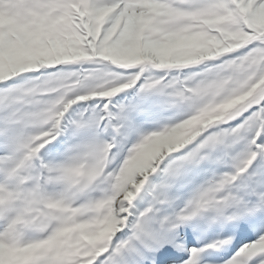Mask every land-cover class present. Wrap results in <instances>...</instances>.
Wrapping results in <instances>:
<instances>
[{
    "label": "snow or ice",
    "instance_id": "1",
    "mask_svg": "<svg viewBox=\"0 0 264 264\" xmlns=\"http://www.w3.org/2000/svg\"><path fill=\"white\" fill-rule=\"evenodd\" d=\"M0 264H264V0H0Z\"/></svg>",
    "mask_w": 264,
    "mask_h": 264
}]
</instances>
